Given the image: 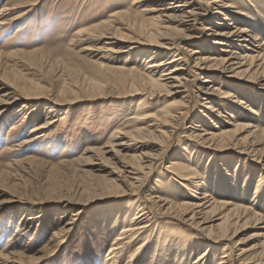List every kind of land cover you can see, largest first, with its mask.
I'll return each instance as SVG.
<instances>
[{"label":"bare ground","instance_id":"bare-ground-1","mask_svg":"<svg viewBox=\"0 0 264 264\" xmlns=\"http://www.w3.org/2000/svg\"><path fill=\"white\" fill-rule=\"evenodd\" d=\"M143 2L149 3L141 10L148 23L149 39L137 44L125 42L121 49L112 52L118 56L134 54L133 66L110 67L116 73L128 74L115 80L123 90L141 87L123 96L133 99L134 110L128 121L134 126L130 123V128L114 127L102 147L86 148L82 157L92 161L109 157L116 160L117 167L109 171L115 184L108 185L102 193L111 194L109 191H118L117 186L123 185L125 190L120 193L129 201L125 206L104 208L107 210L98 218L96 227L109 228L105 237L111 240L103 264H264V247L240 246L263 237V232L240 242L235 240L243 226L263 218L256 212L262 210L260 198L264 204V197L260 196L264 176L259 173L253 198L246 200L249 179L244 175L249 174L244 173L247 164L241 167L239 162L242 158L252 168H264V131L251 123H236L238 119H250L249 116L254 119L259 105L255 107L248 96L242 97L246 86L239 90V86L225 81L235 79L251 86L254 82L242 78L246 75L264 82L262 0H135L134 3ZM25 3L28 1L6 0L0 6V29L13 11L32 5ZM20 17L14 16L10 22ZM184 43H192V48L184 49ZM135 64L143 67L138 69ZM261 89L264 90V84ZM249 91L254 98H264V93ZM24 98L0 74V118ZM21 106L17 112L22 114L8 126L7 140L18 131L29 112L28 104ZM47 108L45 121L30 129L22 145L45 136L53 118H58L54 115L55 106ZM242 111L244 116H240ZM187 121L189 125L184 127ZM211 153L238 154L239 159L231 171H228L230 163L217 164L220 161L217 159L212 170L215 179L210 180ZM205 156H210L206 164ZM154 175H157L154 188L145 191ZM163 181L175 187L173 197L162 189ZM240 181L246 188L241 193ZM33 219L37 218L25 217L15 234L24 228L28 230ZM72 222L63 223L53 233V239L59 236L65 239ZM259 225H264L263 221L255 226ZM10 243L9 236L3 252L0 251V264H35L46 250L45 246L26 256L24 252L10 250Z\"/></svg>","mask_w":264,"mask_h":264},{"label":"rangeland","instance_id":"rangeland-1","mask_svg":"<svg viewBox=\"0 0 264 264\" xmlns=\"http://www.w3.org/2000/svg\"><path fill=\"white\" fill-rule=\"evenodd\" d=\"M5 1L0 0V6ZM23 1H28L27 6L32 5L13 11L0 29V53L3 54L0 74L10 88L25 97L0 118V251L3 252L10 236V250L24 252L26 256L46 246L41 260L35 264H103L111 240L105 237L109 228L96 227L98 218L107 210L104 208L125 206L129 201L120 193L125 190L123 185L117 186L118 191H109L111 194L102 193L108 185L115 184L109 171L117 167L116 160L109 157L88 159V162L82 157L86 148L102 147L114 127L131 123L128 119L134 110L133 99L123 96L141 87L123 90L115 80L128 74L116 73L110 67L133 66L131 63L136 58L134 54L129 55V62L125 63L128 55L118 56L112 52L121 49L125 42L137 44L149 39L148 23L141 12L149 3L137 4L135 0ZM261 4L264 7V0ZM19 14L20 19L10 22V18ZM191 44L184 43V49H191ZM135 67L143 66L135 64ZM242 78L255 85L240 84L235 79L225 81L239 86V90L246 86L242 97L248 96L253 106L258 104L259 108H255L258 114L254 119L249 116L250 119H238L236 123H251L264 131V98H254L249 91L264 93L261 89L264 82L246 75ZM192 101L196 112L195 93H192ZM23 103L28 104L29 112L26 110L24 122L7 140L8 126L22 114L17 111L22 109ZM49 106H55L54 115L58 118H53L54 123L46 129L45 136L22 145L30 129L45 121ZM240 116H244L243 111ZM179 140L181 142L182 138ZM210 156L203 159L206 164L210 157V180L215 179L212 170L217 159L220 160L217 164L230 163L228 171L235 168L239 159L238 154L211 153ZM243 162L241 158L239 164L241 167L247 164L248 171L244 173L249 174L244 175L249 179H246L249 193L246 200H251L259 173L264 176V168H252L250 162ZM156 176L150 178L145 191L154 188ZM163 182L162 189L173 197L175 187ZM238 185L240 193L246 189L242 187L243 181ZM260 196L264 197V188ZM259 201L262 210L256 213L264 219V204L261 198ZM22 214H25L23 219ZM29 215L37 219L31 221L28 230L24 228L15 234L17 225ZM262 219L243 226V231L239 227L241 231L235 240L240 242L258 232L264 233L261 228L264 225L255 226L260 221L264 223ZM68 220L73 221V225L65 239L63 236L53 239V233ZM254 245L262 249L264 236L240 246Z\"/></svg>","mask_w":264,"mask_h":264}]
</instances>
